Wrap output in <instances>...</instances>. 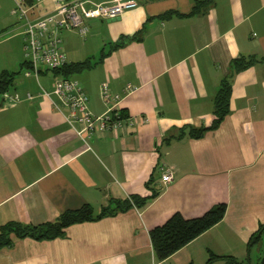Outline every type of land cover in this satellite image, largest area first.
Segmentation results:
<instances>
[{"label":"crops","instance_id":"0c3cea01","mask_svg":"<svg viewBox=\"0 0 264 264\" xmlns=\"http://www.w3.org/2000/svg\"><path fill=\"white\" fill-rule=\"evenodd\" d=\"M136 1L117 17L88 21L85 36L65 32L68 62L91 60L71 75L89 94L91 112L119 111L122 119L83 139L68 111L41 94L53 89L56 74L43 68L38 77L25 76L16 0H0V73L19 71L6 92L21 96L0 97V228L54 221L85 203L99 213L111 199L151 194L152 177L151 186L161 189L143 208L73 223L62 236L15 237L0 249V264H224L208 263L224 254L258 263L264 241L250 249L248 243L264 224V60L233 76L230 111L217 128L165 137L211 125L231 61L264 55V0H215L197 12L198 0ZM54 7V0H41L36 11ZM103 82L120 95L115 107L100 95ZM165 165L173 169L168 183L161 179ZM221 202V221L157 259L152 228L174 213L193 218Z\"/></svg>","mask_w":264,"mask_h":264},{"label":"built area","instance_id":"2783aa9c","mask_svg":"<svg viewBox=\"0 0 264 264\" xmlns=\"http://www.w3.org/2000/svg\"><path fill=\"white\" fill-rule=\"evenodd\" d=\"M40 1L29 4L27 0H16L12 8V14L22 25L27 63L25 76L38 77L43 68L54 71L68 62L65 50L66 31L77 30L80 35L85 36L89 30L88 21L117 17L138 4L136 0H54L53 9L37 13L36 6ZM132 88L130 83L126 86L127 90ZM41 94L50 97L59 111H68L65 114L66 120L83 139L95 130L115 128L121 123L119 111H115L112 116L93 114L89 108V94L73 77L56 75L53 89L49 91L43 87ZM53 95L60 100V104L52 98ZM100 95L105 103H112L111 108L120 101V95L112 91L107 82L101 84ZM26 97L33 98V95L28 92ZM4 98L18 101L21 96L19 93L5 92ZM163 168L161 179L168 183L173 180V169L166 165Z\"/></svg>","mask_w":264,"mask_h":264},{"label":"trees","instance_id":"16d2710c","mask_svg":"<svg viewBox=\"0 0 264 264\" xmlns=\"http://www.w3.org/2000/svg\"><path fill=\"white\" fill-rule=\"evenodd\" d=\"M215 0H198L195 4L194 11H206L208 7ZM29 4H32V0H27ZM203 9V10H202ZM136 37V36H133ZM123 42H117L113 47L122 45ZM108 52L102 51L101 57L105 56ZM264 60V55L257 57L256 55H240L235 57L231 61V70L228 76L224 77L221 81L220 88L218 89L214 100V120L209 126L194 127L191 125L182 127L178 135H168L165 137L166 141H169L173 137L181 138L183 135L191 137H200L206 130L214 129L219 126L225 116L229 113L230 97L232 91L231 80L233 76L253 65L258 61ZM27 63L24 61L23 66ZM91 66V60L86 59L78 62H67L61 69L54 70L56 75L65 77H72L71 75L81 71L86 67ZM19 71L3 70L0 73V97L5 93L9 86L13 83L16 74ZM154 182L152 177L148 185H150L152 193L149 195H131L126 199H111L107 206H104L99 213H95L91 205L83 204L76 209H69L60 214V216L54 221H48L39 224H25L17 221H9L2 225L0 228V249L5 246H10L15 237H33L35 239H52L64 234V230L67 226L88 220L99 219L106 215L116 214L121 211H126L133 206L143 208L151 199L156 197L160 192V188L157 186H151ZM226 204L224 202L217 203L203 214L193 218H185L180 213H174L164 223L157 225L150 231L151 241L153 249L157 259L163 260L174 252L185 246L191 240L199 236L207 229L214 226L221 221L226 212ZM264 241V224H261L259 228L250 237L248 247L249 249ZM220 258L224 260V264H251L249 257L245 260H238L233 255H212L208 259V263L214 259ZM257 264H264V254L258 258Z\"/></svg>","mask_w":264,"mask_h":264},{"label":"rangeland","instance_id":"374dc122","mask_svg":"<svg viewBox=\"0 0 264 264\" xmlns=\"http://www.w3.org/2000/svg\"><path fill=\"white\" fill-rule=\"evenodd\" d=\"M263 243H264V242H263ZM263 254H264V249L261 250V255H259V257H261ZM256 256H257V254H256ZM259 257H258V258H259ZM256 260H257V259H256Z\"/></svg>","mask_w":264,"mask_h":264}]
</instances>
